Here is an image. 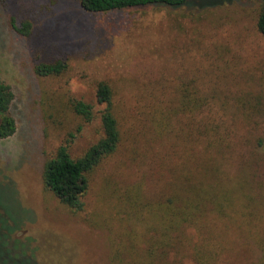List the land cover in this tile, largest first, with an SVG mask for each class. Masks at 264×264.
I'll list each match as a JSON object with an SVG mask.
<instances>
[{
    "label": "rangeland",
    "instance_id": "obj_1",
    "mask_svg": "<svg viewBox=\"0 0 264 264\" xmlns=\"http://www.w3.org/2000/svg\"><path fill=\"white\" fill-rule=\"evenodd\" d=\"M204 1L225 2L93 13L80 0H0V80L17 123L0 139V264H140L147 241L168 235L148 264H264V0ZM58 60L64 73L36 72ZM101 82L121 142L73 210L44 166L63 144L78 159L103 137ZM75 99L93 105L91 121ZM174 212L199 217L164 235Z\"/></svg>",
    "mask_w": 264,
    "mask_h": 264
},
{
    "label": "trees",
    "instance_id": "obj_2",
    "mask_svg": "<svg viewBox=\"0 0 264 264\" xmlns=\"http://www.w3.org/2000/svg\"><path fill=\"white\" fill-rule=\"evenodd\" d=\"M225 2V1H224ZM205 2L204 0H80L81 6L85 11L93 13H104L128 8L147 7V6H169L173 8L189 7L204 9L224 3ZM30 23H24L17 27V30L23 34H28ZM259 31L264 35V4L260 10L257 23ZM36 72L41 76H56L64 73L67 64L58 60L55 62H41L35 67ZM97 99L104 105L101 114V122L104 131L103 137L92 145L86 153L78 159L72 158L68 145H61L55 156L46 161L43 171V181L47 189L51 190L64 204H67L73 210H81L84 207L83 197L88 191L89 181L86 174L92 171L105 157L114 153L121 142V130L119 122L113 111V91L111 87L101 82L97 88ZM14 100V92L10 85L0 80V139H6L12 136L17 130V123L12 115L11 106ZM72 105L76 114L83 117L85 121H91L94 118V107L92 104L83 100H73ZM186 210L188 208H185ZM2 199L0 198V212L4 211ZM199 215L195 212H174V220L171 225L160 228L164 235L167 229L178 228L185 222H192ZM165 217L163 216V220ZM163 221H160L162 224ZM4 228V235L8 237L12 228ZM150 231V230H149ZM8 233V234H7ZM173 236L159 240H148L145 247L147 256L140 264H148L151 256H164L169 248L174 244ZM7 246V242H6ZM5 246V247H6ZM161 249L156 253V249ZM168 248V250H169ZM9 250L8 247H6ZM134 249L133 247L131 248ZM132 256V255H131ZM126 260V259H122ZM130 261L127 263L129 264Z\"/></svg>",
    "mask_w": 264,
    "mask_h": 264
}]
</instances>
